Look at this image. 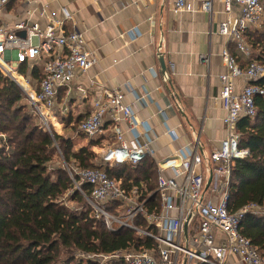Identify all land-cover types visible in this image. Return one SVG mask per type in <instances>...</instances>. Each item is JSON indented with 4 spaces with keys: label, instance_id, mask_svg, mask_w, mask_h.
<instances>
[{
    "label": "built area",
    "instance_id": "obj_1",
    "mask_svg": "<svg viewBox=\"0 0 264 264\" xmlns=\"http://www.w3.org/2000/svg\"><path fill=\"white\" fill-rule=\"evenodd\" d=\"M11 1L0 0V19ZM213 1L203 0L201 9L211 15ZM222 3L227 15L219 23L218 33L248 56L245 33L263 26L264 1L222 0ZM233 4L238 6V12L229 15ZM190 10L187 0H174L173 13ZM62 11L63 18L50 19L44 25L20 20L10 26L0 21V73L20 87L49 131L48 120L53 125V109L58 106L61 113L67 112L65 98L73 91V81L96 63V52L88 47L83 32L65 29V20L71 19V15L64 8ZM221 58L226 71L218 76L220 89L214 99L221 102L225 112L222 117L225 136L208 154L201 147L202 123L194 131L191 142L173 150L155 147L147 136L148 120L138 119L124 101L126 83L95 95L78 131L88 137H102L104 148L100 161L109 168L136 165L150 158L156 167V185L152 191L146 184L126 188L120 180L97 168H76L78 183L70 171L69 175L93 208L95 217H101L109 230L128 228L153 239L157 245L112 253L79 252V259L97 264L119 260L124 264H264L258 249L240 234L244 217L249 213L264 214V208L251 203L230 210L233 162L248 155L247 149L239 147L236 123L240 116L255 115L254 98L263 96L264 89L254 83L264 76V61L252 59L241 68L227 47L222 50ZM202 59L208 60L204 55ZM24 63L28 69L43 63V77L38 85L32 84L30 75L22 73ZM237 79L243 81L239 90ZM90 85H95L94 81ZM60 88L66 90L62 103L57 101ZM75 91L82 97L88 89L78 85ZM163 134L172 140L179 139L177 127L168 128ZM209 176L211 180L205 187ZM81 183L90 185V195L80 188ZM189 216L185 237L184 224Z\"/></svg>",
    "mask_w": 264,
    "mask_h": 264
},
{
    "label": "trees",
    "instance_id": "obj_2",
    "mask_svg": "<svg viewBox=\"0 0 264 264\" xmlns=\"http://www.w3.org/2000/svg\"><path fill=\"white\" fill-rule=\"evenodd\" d=\"M262 27V31L245 33L252 48L259 49L254 58L244 57L232 43L231 54L241 68L252 59L264 61V24ZM42 64L31 69L26 63L21 65L32 84L38 85L43 77ZM254 84L264 89V76ZM65 94V88L58 90V103L64 101ZM70 101L66 102L67 112L61 113L57 106L53 115L64 129L81 133L78 125L89 113H73ZM254 102L255 115L240 116L236 123L239 147L247 149L248 155L233 162L231 211L251 203L264 208V95L255 96ZM48 123L50 131L42 125L20 87L0 73V264H97L79 259L78 253L156 247L153 239L128 228L111 231L101 217H95L76 187V173H72L73 180L67 169L73 170L74 165L101 170V165L93 163L95 155L89 148L74 149L73 140L56 133L50 120ZM102 171L126 188L146 184L152 191L156 185V167L148 157L136 165H106ZM80 188L90 195V185L81 183ZM240 234L264 257V214H247L241 221Z\"/></svg>",
    "mask_w": 264,
    "mask_h": 264
},
{
    "label": "crops",
    "instance_id": "obj_3",
    "mask_svg": "<svg viewBox=\"0 0 264 264\" xmlns=\"http://www.w3.org/2000/svg\"><path fill=\"white\" fill-rule=\"evenodd\" d=\"M202 1L187 0L191 10L175 14L174 0H13L0 21L10 26L20 20L44 25L63 18L66 9L71 19L65 20V29L83 32L96 52L94 66L77 75L65 98L71 99V111L88 114L95 95L126 83L124 101L138 119L148 120L147 136L155 147L173 150L191 142L202 123L201 147L208 154L225 136V112L214 97L220 89L218 76L226 71L221 52L227 47L232 53V42L218 33L227 15L222 0L213 1L211 15L201 9ZM237 12L233 4L229 15ZM159 54L173 91L161 79ZM242 83L236 80L238 90ZM78 85L88 89L86 95L76 93ZM52 122L59 130L55 117ZM173 127L179 131L178 140L163 134Z\"/></svg>",
    "mask_w": 264,
    "mask_h": 264
},
{
    "label": "rangeland",
    "instance_id": "obj_4",
    "mask_svg": "<svg viewBox=\"0 0 264 264\" xmlns=\"http://www.w3.org/2000/svg\"><path fill=\"white\" fill-rule=\"evenodd\" d=\"M262 29H263V27H261L260 29H256V30L252 29V30L259 32V31H262ZM244 44H245L247 51H248V57L250 56V57L254 58L256 56V54L258 53L259 49L255 50L252 48L251 44L248 41V36L244 38ZM42 125H43V123H42ZM44 127H45V129H47V127L45 125H44ZM55 132L62 134L66 137H70L73 140L72 142H73L74 149H78L80 147L89 148L95 155L93 163L96 164L97 166L101 165V167H100L101 170L106 166V164H104L102 161H100L101 151H102V148H104V142L102 141V137L95 136V135L92 137H88V136L83 137L81 133H77V131L74 132L71 130L64 129V127L62 125L60 126V129L55 130ZM105 144H107V143L105 142ZM71 167L73 170H71L69 168L67 170L70 171L71 173H75L74 171H76L77 169L74 168V165H72ZM67 204L73 205V204L68 203V202H67Z\"/></svg>",
    "mask_w": 264,
    "mask_h": 264
},
{
    "label": "water",
    "instance_id": "obj_5",
    "mask_svg": "<svg viewBox=\"0 0 264 264\" xmlns=\"http://www.w3.org/2000/svg\"><path fill=\"white\" fill-rule=\"evenodd\" d=\"M158 64H159V72H160L161 79L166 84V86L169 88V90L173 91V87L171 85V80H170V77L167 73L166 65H165L163 56L161 54L158 55ZM210 180H211V176L208 177L205 187H207L209 185ZM190 217L191 216H189L186 223L184 224V236L185 237H186V233H187V223H188Z\"/></svg>",
    "mask_w": 264,
    "mask_h": 264
},
{
    "label": "bare ground",
    "instance_id": "obj_6",
    "mask_svg": "<svg viewBox=\"0 0 264 264\" xmlns=\"http://www.w3.org/2000/svg\"><path fill=\"white\" fill-rule=\"evenodd\" d=\"M20 79V78H19Z\"/></svg>",
    "mask_w": 264,
    "mask_h": 264
}]
</instances>
